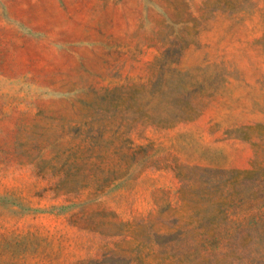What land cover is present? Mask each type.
I'll return each mask as SVG.
<instances>
[{"label":"rangeland","instance_id":"1","mask_svg":"<svg viewBox=\"0 0 264 264\" xmlns=\"http://www.w3.org/2000/svg\"><path fill=\"white\" fill-rule=\"evenodd\" d=\"M0 264H264V0H0Z\"/></svg>","mask_w":264,"mask_h":264}]
</instances>
